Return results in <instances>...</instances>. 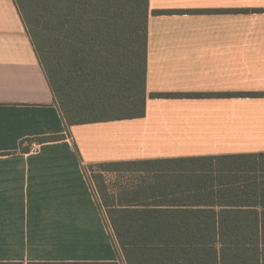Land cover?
Listing matches in <instances>:
<instances>
[{
  "label": "crops",
  "instance_id": "0c3cea01",
  "mask_svg": "<svg viewBox=\"0 0 264 264\" xmlns=\"http://www.w3.org/2000/svg\"><path fill=\"white\" fill-rule=\"evenodd\" d=\"M148 8L147 93L215 95L67 125L0 0V264H264V0ZM106 162L128 174L100 194Z\"/></svg>",
  "mask_w": 264,
  "mask_h": 264
},
{
  "label": "trees",
  "instance_id": "16d2710c",
  "mask_svg": "<svg viewBox=\"0 0 264 264\" xmlns=\"http://www.w3.org/2000/svg\"><path fill=\"white\" fill-rule=\"evenodd\" d=\"M15 2L67 125L142 117L147 97L215 95L147 93L148 0ZM121 165L125 164H97L103 171ZM97 178L103 194L102 174Z\"/></svg>",
  "mask_w": 264,
  "mask_h": 264
},
{
  "label": "rangeland",
  "instance_id": "374dc122",
  "mask_svg": "<svg viewBox=\"0 0 264 264\" xmlns=\"http://www.w3.org/2000/svg\"><path fill=\"white\" fill-rule=\"evenodd\" d=\"M87 173L91 180L93 181V184L98 192V185L100 184V181L97 182V176L99 174H102V179L104 180L105 185H112L118 178H121L122 175L128 174L126 172H117V171H103L101 168L98 166H94L91 168H87ZM99 193V192H98Z\"/></svg>",
  "mask_w": 264,
  "mask_h": 264
},
{
  "label": "built area",
  "instance_id": "2783aa9c",
  "mask_svg": "<svg viewBox=\"0 0 264 264\" xmlns=\"http://www.w3.org/2000/svg\"><path fill=\"white\" fill-rule=\"evenodd\" d=\"M33 146V149L35 150L37 148V145L36 144H32Z\"/></svg>",
  "mask_w": 264,
  "mask_h": 264
}]
</instances>
